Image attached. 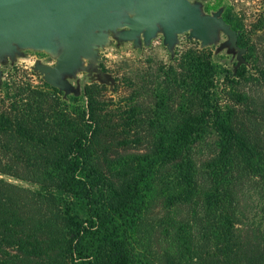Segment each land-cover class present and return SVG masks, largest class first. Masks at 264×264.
Segmentation results:
<instances>
[{
	"label": "trees",
	"instance_id": "trees-1",
	"mask_svg": "<svg viewBox=\"0 0 264 264\" xmlns=\"http://www.w3.org/2000/svg\"><path fill=\"white\" fill-rule=\"evenodd\" d=\"M179 61L172 79L187 94L175 108L162 95L154 111L167 108L169 140L131 169L96 153L87 89L85 107L68 96L72 117L65 100L53 112L44 92L3 83L0 173L37 189L0 178V251H13L0 264H264V109L243 90L258 78L245 55L235 70L217 71L202 50ZM211 132L215 152L198 162L193 145Z\"/></svg>",
	"mask_w": 264,
	"mask_h": 264
},
{
	"label": "rangeland",
	"instance_id": "rangeland-1",
	"mask_svg": "<svg viewBox=\"0 0 264 264\" xmlns=\"http://www.w3.org/2000/svg\"><path fill=\"white\" fill-rule=\"evenodd\" d=\"M191 1L197 2L203 12L219 11L221 15L225 12L231 15L238 35L241 34L240 43L245 45L246 50L248 48L243 54L248 57V68L258 78L256 82L245 84L243 89L251 98L249 108L264 109V76L258 74L264 72V0ZM119 30L109 31L107 42L98 47L95 64L104 72L106 80L102 81L93 67L86 68L89 62L84 59L81 68L73 75L66 76L74 91L60 90L48 84L43 73L36 68V64L52 66L56 52L18 48L12 55L0 56V98H6L3 83L17 80L47 94L46 105L57 112V97L69 103L68 96H76L79 104L85 107L87 89L97 114H100L102 126L98 144L100 148L96 153L105 155L115 167L121 164L131 169L136 163L146 166L150 161L146 155L152 160L160 158L159 144L169 140L161 134V129L172 123L168 119L167 108H163V117L160 118L154 111L162 95L166 96L164 106L172 104L175 108V104L181 102L180 98L187 94L182 81L176 84L172 79L173 70L176 73L184 71L179 61L182 55L202 50L217 71L235 70L242 63L237 50L229 46L228 36L221 31L206 45L189 37L188 32L178 34L176 42L168 49L163 43L161 32L147 44L142 37L138 44H134L131 40L118 39ZM170 65L173 69L169 68ZM181 77L178 76V79ZM2 108L6 109V105L0 102V110ZM68 110L73 117V104L69 103ZM216 139V134L211 132L204 140L193 145V155L198 162L213 156ZM0 158L5 160L7 157L0 153ZM0 178L37 189L35 184L7 174L0 173ZM251 198L250 203L257 202L255 194ZM7 250L8 253L0 251V257L10 259L9 253L13 251Z\"/></svg>",
	"mask_w": 264,
	"mask_h": 264
},
{
	"label": "water",
	"instance_id": "water-1",
	"mask_svg": "<svg viewBox=\"0 0 264 264\" xmlns=\"http://www.w3.org/2000/svg\"><path fill=\"white\" fill-rule=\"evenodd\" d=\"M118 39L144 43L161 32L163 43L171 49L178 34L202 45L221 31L231 48L244 62L246 48L238 45V31L219 11L203 12L191 0H0V56L12 55L18 48L56 52L52 66L36 64L45 81L60 90L74 91L66 76L82 67L84 59L98 69V47L107 42L108 32Z\"/></svg>",
	"mask_w": 264,
	"mask_h": 264
}]
</instances>
